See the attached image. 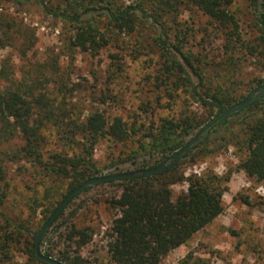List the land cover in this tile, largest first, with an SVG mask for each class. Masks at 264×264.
Instances as JSON below:
<instances>
[{
	"label": "trees",
	"instance_id": "obj_1",
	"mask_svg": "<svg viewBox=\"0 0 264 264\" xmlns=\"http://www.w3.org/2000/svg\"><path fill=\"white\" fill-rule=\"evenodd\" d=\"M2 1L16 5L35 3L44 16L69 25L67 44L71 49L93 56L103 48L121 49L122 38L145 29L149 34L146 44L151 46L145 53L150 55L148 61L154 66L141 77L147 86L146 97L140 98L127 118L98 109L83 114L67 97L58 98L50 93L46 88L48 80L46 84L4 83L6 72L0 68V264H10L18 250L26 255L27 264H48L35 254L36 235L70 191L100 173L93 153L101 140L122 144L136 137V146L124 161L141 153L155 157L150 165L142 163L133 170L109 173L134 172L131 176L104 182L117 186L116 193L106 200L107 208L115 212L107 231L106 252L111 264H158L223 212L222 195L229 175L208 171L184 176L181 166L185 161L193 163L199 155L234 145L244 150L237 168L258 181L264 179V0H248L255 18L250 32L243 30L231 9L235 0ZM183 3L192 4L208 19L211 32L222 41L218 47L206 50L202 43L194 50L188 46L189 28L183 30L177 26L171 31L166 25L170 15ZM258 8L261 12L257 14ZM14 28L9 18L0 19V48L15 39ZM211 36L208 32L203 41L210 43ZM144 48L135 46L132 51L143 54ZM115 57L111 55L112 59ZM247 61L263 72V76L253 75L244 80L242 63ZM51 67L57 70L55 64ZM115 67L119 69L120 65ZM148 92L151 95L147 96ZM252 92L256 93L246 106L205 129L179 159L166 163L158 172H141L162 165L190 140L186 138L195 129L199 128V132ZM180 94L184 96L180 104L196 102L203 109L202 115L181 108L171 116L152 119L154 108L173 109ZM124 98L123 94L106 88L94 101L99 105L122 104ZM142 116L149 117L147 125ZM48 126L54 129L59 144L52 151L43 149ZM15 138L19 139L18 144L3 147ZM194 149L197 151L192 153ZM7 159H25L41 175L43 199L49 208L37 232L23 221L16 223L3 210L8 196ZM183 181L187 182L186 191L174 197L172 186ZM33 203H38L37 198ZM92 236L91 226L72 224L68 232L59 229L55 237L60 242L43 254L63 264H91L80 250ZM59 245L62 248H57ZM191 259V253H187L184 264H198L199 260L190 262Z\"/></svg>",
	"mask_w": 264,
	"mask_h": 264
},
{
	"label": "rangeland",
	"instance_id": "obj_2",
	"mask_svg": "<svg viewBox=\"0 0 264 264\" xmlns=\"http://www.w3.org/2000/svg\"><path fill=\"white\" fill-rule=\"evenodd\" d=\"M122 1L130 3L134 0ZM231 9L235 11L243 30L250 32L255 18L249 1L235 0ZM260 12L261 9L258 8L257 14ZM1 18H9L15 25L13 32L15 39L0 48V68L4 69L7 76L4 83L28 84L40 81L46 84L45 81L48 80L46 88L50 93H55L58 98L67 97L80 107L83 114L98 109L106 110L110 115L121 114L127 118L134 112L140 98L146 97L147 86L141 77L146 71H152L154 66L148 61L150 55L145 53L151 47L146 44L149 43L147 30L141 29V32L122 38L121 49L114 46L103 48L93 56L89 52L71 49L67 44L70 36L69 25L44 16L35 3L16 5L0 0ZM166 25L171 31L177 26L183 30L189 28L186 35L189 39L188 46L194 50L200 48L202 43L206 45V50L215 49L222 42L220 37L214 36L211 32L208 19L189 3L181 4L178 10L170 15ZM208 32L212 36L208 38L210 43L206 44L203 38L206 39ZM135 46L138 48L144 46L143 54L132 51ZM112 54L117 58L112 59ZM112 62L115 65L112 66ZM52 64L57 66V70L51 67ZM116 64L120 65L119 69L115 67ZM242 68L244 80L253 75L263 76V72L254 68L249 61L242 63ZM106 88L123 94L125 101L122 104L96 103L94 98L106 91ZM149 95L151 93L148 92L147 96ZM179 98H176V104L171 110L154 108L155 115L152 119L156 120L163 115L171 116L181 108H188L189 112L202 115L203 109L196 102L190 101L186 105V102L182 101L180 104L184 99L183 94H180ZM121 105L125 107L123 110L120 108ZM143 119L142 116V121L147 125L149 117ZM198 129H195L186 140L191 139ZM44 133L46 136L43 149L55 150L59 144L54 129L48 126ZM135 140L136 137H133L122 144L101 140L93 153L97 166L101 168L96 176L133 170L142 163L152 164L155 160L153 154L141 153L130 161H124L136 146ZM18 142L19 139L15 138L4 143L3 147H12ZM196 151L197 149H194L192 153ZM243 156V149L228 145L215 153L197 156L193 163L185 161L182 164L181 171L184 176L202 175L208 171L220 176L229 175L225 182L227 189L222 195L224 209L211 223L196 232L187 243L173 249L158 264H184L187 253L192 255L190 262L199 260L198 264H264V179L258 181L237 168ZM5 173L8 196L3 210L16 223L23 221L26 227L37 232L49 208L43 199L44 188L41 185L40 173L25 159L15 161L7 159ZM186 189V181L174 184L172 186L174 197ZM116 190L117 186L102 182L91 185L88 190L73 198L64 208L62 215L44 232L39 243L40 251L43 253L48 247L60 242V239L55 237L59 229L68 232L72 224L77 227L91 226L92 240L81 248V254L88 258L91 264H111L106 244L109 240L107 231L115 212L107 208L106 200L116 193ZM36 198L37 204L33 203ZM55 198L60 200V197ZM27 238L31 240L30 237ZM57 248H62V245ZM10 264H27V257L23 251H15Z\"/></svg>",
	"mask_w": 264,
	"mask_h": 264
},
{
	"label": "water",
	"instance_id": "obj_3",
	"mask_svg": "<svg viewBox=\"0 0 264 264\" xmlns=\"http://www.w3.org/2000/svg\"><path fill=\"white\" fill-rule=\"evenodd\" d=\"M255 93L256 92H252L244 101H242L241 103H239V104H237V105H235V106H233L231 108H228L222 114L218 115L217 117H215L211 121H209L182 148H180L178 151H176L170 157V159L166 160L162 165L157 166L155 168L143 169L141 172L143 174H151V173L158 172L161 168H163L165 166L166 163L171 162V161H175V160L179 159L180 156L188 150V148L197 140V138L199 137V135L205 129L209 128L215 122H217L218 120L222 119L223 117H225V116H227V115H229L231 113H234V112L240 110L241 108H243L244 106H246L252 100V98L255 95ZM133 174H134V172H121V173H114V174H105V175H100V176H94V177H91V178L86 179L83 183H81L76 188H74L72 191H70L67 194V196L56 207V209L51 214V216L44 222V224L42 225V227L40 228V230L38 231V233L36 235L35 242H34V249H35V254H36L37 258L40 259L41 261L45 262V263H48V264H63L61 261L57 260L56 258H53L51 256L44 255L40 251V249H39V243H40L41 237L43 236V234L46 231V229L58 217V215L60 214V212L67 206V204L74 197H76L78 194H80L87 186L94 185V184H98V183H102V182H105V181H108V180H111V179H119V178H123V177H128V176H131Z\"/></svg>",
	"mask_w": 264,
	"mask_h": 264
}]
</instances>
